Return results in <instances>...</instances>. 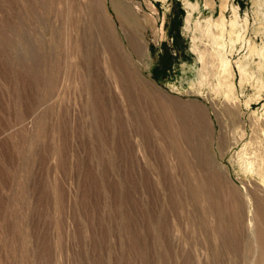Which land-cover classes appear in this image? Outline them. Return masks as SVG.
I'll use <instances>...</instances> for the list:
<instances>
[{
  "label": "rangeland",
  "instance_id": "374dc122",
  "mask_svg": "<svg viewBox=\"0 0 264 264\" xmlns=\"http://www.w3.org/2000/svg\"><path fill=\"white\" fill-rule=\"evenodd\" d=\"M115 1L0 0V264H264V0Z\"/></svg>",
  "mask_w": 264,
  "mask_h": 264
},
{
  "label": "bare ground",
  "instance_id": "6f19581e",
  "mask_svg": "<svg viewBox=\"0 0 264 264\" xmlns=\"http://www.w3.org/2000/svg\"><path fill=\"white\" fill-rule=\"evenodd\" d=\"M110 1H111V5L118 19L121 20V23L123 26H125L126 24H128L129 26L130 24H135L136 26L138 25V22L134 19L132 15L123 11L122 5L120 3H117L115 0H110ZM128 44L135 53L138 54V52H140L141 47L139 45V42L130 38L128 40ZM248 196L253 202V219H254V224H255L254 234L256 238V246H257V252H258L257 262H260V261L263 262L264 260V235L261 234L260 232H261V229H264V206L260 209L259 203L264 205V202H263L264 199L259 200L251 196L250 194ZM259 211L262 212V216H260V219L258 217Z\"/></svg>",
  "mask_w": 264,
  "mask_h": 264
}]
</instances>
